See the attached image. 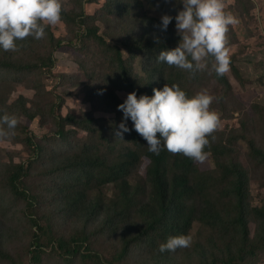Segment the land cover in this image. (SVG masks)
Listing matches in <instances>:
<instances>
[{
  "label": "rangeland",
  "instance_id": "rangeland-1",
  "mask_svg": "<svg viewBox=\"0 0 264 264\" xmlns=\"http://www.w3.org/2000/svg\"><path fill=\"white\" fill-rule=\"evenodd\" d=\"M64 1L67 10H77V13L81 8L78 0ZM223 2L225 11L237 19L225 34L227 53H237L233 61L235 70L229 65L226 72L230 87L217 78L211 60L207 59L204 69L190 74L187 70L160 64L162 61L156 60L159 52L153 48L127 49L126 41L133 45L132 38L141 32L154 33L163 37L171 48L175 47L180 39L175 20L166 30L158 25L162 14L174 17L182 8L179 0H90L87 10L94 21L83 24L85 28L97 25L100 38L88 36L92 34L88 31L80 41L77 31L81 24L61 16L56 24L47 27L43 37L34 39L29 35L16 40L14 50L0 49V62L13 65L11 70L0 73V114L18 118L8 135H0V194L9 191L10 175L17 172V164L29 168L24 180L36 196L34 213L55 240L46 243L50 255L45 264H61L54 261L57 240H69L81 232H85L82 240L72 248L80 249L83 254H78L83 258L89 256L70 264H92L93 261L94 264H211L214 258L223 260L231 245L229 227L235 214L231 198L227 197L232 179L224 174L223 168L234 164L249 176L248 195L242 209L249 235L257 234L258 222L252 209L264 205V160L259 152L264 151V41H260L264 39L260 19L264 0ZM253 18L260 22L258 26L250 22ZM51 34L63 39V43L57 45L49 37ZM255 37L260 40H253ZM113 45L119 46L122 61L117 58ZM50 54L55 64L44 66L43 60ZM25 66L40 68L31 72ZM123 66L126 69L121 72ZM124 75L149 93L165 82L172 84L171 80L188 91L189 96L207 90L213 97L209 107L219 116L217 128L208 134L209 143L204 149L207 157L204 161L191 158L190 187L178 188L179 203H171L172 213L183 216L181 221L178 225L162 221L156 232L144 230L148 219L141 214L145 208L153 213L155 205V188L148 177L151 163L146 155L149 151L140 134L138 142L133 139L132 135L137 132L132 129L130 119L126 121L130 130L123 134V139L114 136L121 150L137 149V159L123 154L129 163L122 170L127 184L117 187L108 178L94 177L93 170L88 171L90 178L88 172L78 170L70 172L67 179H57L52 173L59 166L94 160L79 150L77 143L66 144L63 151L60 147L63 145L54 139L59 130L78 141L87 139L94 144L101 141L103 133L114 134L123 119L117 105L131 92L125 89L128 81L122 79ZM71 116L75 120H70ZM0 127L6 126L0 124ZM161 149L166 150L164 166L168 167L171 178L178 172L175 159L187 156ZM111 163L106 157V165ZM209 171H213V176L203 178ZM205 180L206 185H197ZM6 204V200L0 199V264H28L32 223L29 217L22 222L18 217L9 218V213L2 209ZM19 205L17 212L23 202ZM216 213L223 218L226 215L221 223L215 221ZM178 234L191 236L188 247L163 253L158 250V245L169 235ZM250 264H264V244L251 257Z\"/></svg>",
  "mask_w": 264,
  "mask_h": 264
},
{
  "label": "clouds",
  "instance_id": "clouds-1",
  "mask_svg": "<svg viewBox=\"0 0 264 264\" xmlns=\"http://www.w3.org/2000/svg\"><path fill=\"white\" fill-rule=\"evenodd\" d=\"M182 4L175 16L164 13L158 27L166 30L175 20V30L180 37L173 48L162 49L156 60L167 65L187 70L194 74L207 66L212 57L217 76L229 70V57L225 47L228 26L237 22L236 17L225 11L223 0H179ZM61 0H0V49L14 50L16 40L31 35L39 39L45 35L46 26L61 19ZM158 39V38H157ZM213 97L207 90L192 96L176 83H165L153 88L152 95L131 91L117 108L123 119L114 130V136L123 139L130 129L126 123L132 121L134 129L146 141L148 151L159 154L161 148L172 153H182L195 161H204L208 153V134L219 124L218 113L210 109ZM18 123L15 115L0 114V135H8ZM159 133V135H157ZM188 234L169 235L158 245V250L174 251L188 247Z\"/></svg>",
  "mask_w": 264,
  "mask_h": 264
},
{
  "label": "trees",
  "instance_id": "trees-1",
  "mask_svg": "<svg viewBox=\"0 0 264 264\" xmlns=\"http://www.w3.org/2000/svg\"><path fill=\"white\" fill-rule=\"evenodd\" d=\"M90 0H78L77 3L81 5L80 10L76 13L77 10H67L66 9V1L61 0L62 10H61V16L66 18V21H75L77 23H80V28L77 31V38L80 39V41L83 40V38L86 37V35L89 33L88 36H94V38H100L101 36L98 35V27L97 25L88 26L85 28V25L83 23L87 21H94V19L91 18L90 13L87 10V5ZM261 22L264 25V13L261 15ZM252 25L258 26L260 23L258 19H252ZM48 26H46L45 31ZM52 36H49L51 39L57 41V45H61L63 43V39L55 37L54 34H51ZM87 36V37H88ZM158 38V39H157ZM86 40V39H85ZM253 40H260V39H253ZM132 41L134 42L133 45L130 44L128 41H126V46L128 50H131L133 48H140L143 50L144 48H153V50L160 52L162 49L165 48H171L169 43L165 41L163 37H160L154 33L150 34L147 32H141L138 33L136 36L132 38ZM260 41H264L260 40ZM70 43H74V40H71ZM114 48H116L117 58L119 60H123L121 56V51L119 46L113 45ZM229 57V65L232 69L235 70V66H233V61L237 55L236 51L234 53H227ZM208 60H211L214 62V59L212 57H208ZM55 64V59L53 57V54H50V56L47 59L43 60L44 66H53ZM162 65H167L163 61L160 63ZM12 64L10 62H0V73L3 72V70L9 71L12 68ZM40 68V67H24V69L33 72L34 69ZM126 69L125 66L120 67V71L124 72ZM128 71V70H127ZM126 71V72H127ZM116 72V71H113ZM7 73V72H6ZM118 73V72H117ZM122 76L123 74L120 73ZM239 75V74H236ZM217 78L222 81L225 86L230 87V80L227 77V73H224L223 75L217 76ZM125 81H128V85L125 87V89L130 91H136L137 95L140 94H148L152 95V91L149 93L148 91L143 90L138 85L134 84L133 82L129 81V79L126 77V75L122 78ZM151 81V80H150ZM173 83V81H170ZM168 83V82H165ZM152 85V82L150 83ZM153 87V86H152ZM155 88H161L155 86ZM188 92V91H186ZM70 120H75V116H71ZM75 122V121H74ZM118 128V127H117ZM57 136L54 137L56 141L60 142L63 146H60L62 150L64 151V146L66 144H74L77 143V148L79 150H82L83 153L86 155H91L94 160L88 162V163H82V164H66L63 166L56 167L53 169L52 173L54 174V177L57 179L61 178H68L70 172L73 171H80V172H88L90 170H93L96 174L94 177H98L100 180H104L108 178L107 180L110 182L117 183V187H120L121 184H127V180L122 175V170L125 167L129 166V163H127L125 158H123V154L126 156L133 155V160L137 159L136 150L137 149H128L126 151L121 150L117 145L114 138V134H102L101 135V141L99 143H91L87 139L78 141L77 139H74L71 134H66L64 130H59L57 132ZM125 135V133H124ZM139 134L136 133L135 135H132L133 139L135 141H139L138 137ZM75 148L73 145L72 150ZM216 150L213 151V156L216 157ZM262 160H264V151L259 150ZM146 158L151 163V166L148 169V177L151 179L153 183L154 195L153 200L155 202L153 213H150L146 210V208L143 210L141 214L147 216V224L146 228L144 229L147 232H156L158 231L159 224L164 221L165 223H172L178 225L181 221L183 216L177 215V217L172 213L173 206L171 203L178 204L179 199L181 198V193L178 192V188L183 187V189L190 187L189 183V177L188 174L191 167L193 160H191L190 157H186L183 159L177 158L175 159V163L177 167L175 169L178 171L175 173L171 178L168 176V167L164 166L165 161V149H161L159 154H155L152 152H147ZM167 154V153H166ZM106 157L112 160V163L110 165H106ZM222 166H224V163H222ZM15 167L17 168V172H13L10 175V184H9V191H3L0 194V199L6 200L7 204L2 208L6 213H9V218H16L18 217V221L22 222L24 220H27V218H30V222L32 223L33 228L32 230V238H31V244L32 246L29 248V256L27 257V263L28 264H45L46 258L50 255L48 254V250L46 249V243L51 242L54 243L55 240L51 238L52 233L49 230L47 226H45L40 219L36 216L34 213V199L36 196L29 191L28 186L25 183V176L28 174V167L24 166L23 164H17ZM224 174L229 176L232 181L230 186L228 187V193L227 197L231 198L232 206L235 210L234 217L231 221V225L229 227V244H231L228 248L227 254L224 256V259H218L214 258L211 262V264H250L251 263V257L259 250V248L264 244V205L263 206H257L253 207L252 211L254 212L258 225H257V234L251 236L249 235V229L247 225V219L246 214L243 211L242 207L244 206L245 199L248 195V178L247 172H245L244 169L240 166L231 165L228 168L225 166L223 168ZM92 175L88 172V177L90 178ZM213 176V171H209L207 174L203 175V178L210 179V177ZM200 181V180H199ZM210 181V180H208ZM207 181H203L202 183H197L199 187L202 185H206ZM192 187H196L195 185H192ZM197 191H201L200 188H196ZM17 200V201H16ZM23 202V206L21 207L20 212H17L20 208V203ZM180 205V204H179ZM177 205V206H179ZM214 214V213H213ZM226 216V215H225ZM224 216V218H225ZM223 216L216 213L215 215V221L220 223L223 221ZM85 232H81L77 234L74 238H71L69 240L67 239H59L56 243H58V252H55V258L54 261L57 263L70 264L72 261H74L77 258H83L80 255H82V251L78 249L77 247L72 248L76 243L80 242L82 240V235ZM26 234L27 231H26ZM78 237V238H77ZM130 243V241H127ZM125 243L123 249L126 250L128 243ZM1 246V244H0ZM80 253V255L78 254ZM89 256V255H88ZM86 256V257H88ZM83 258V259H86ZM91 257V256H90ZM95 262V261H93ZM92 262V264H94Z\"/></svg>",
  "mask_w": 264,
  "mask_h": 264
}]
</instances>
